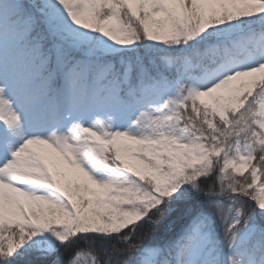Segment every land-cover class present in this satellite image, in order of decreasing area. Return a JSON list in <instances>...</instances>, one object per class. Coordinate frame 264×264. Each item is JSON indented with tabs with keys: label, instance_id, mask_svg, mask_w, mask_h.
<instances>
[{
	"label": "snow or ice",
	"instance_id": "obj_1",
	"mask_svg": "<svg viewBox=\"0 0 264 264\" xmlns=\"http://www.w3.org/2000/svg\"><path fill=\"white\" fill-rule=\"evenodd\" d=\"M0 264H264V0H0Z\"/></svg>",
	"mask_w": 264,
	"mask_h": 264
}]
</instances>
